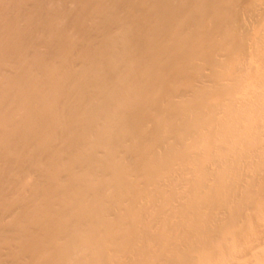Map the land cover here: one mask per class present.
<instances>
[{"label":"bare ground","instance_id":"obj_1","mask_svg":"<svg viewBox=\"0 0 264 264\" xmlns=\"http://www.w3.org/2000/svg\"><path fill=\"white\" fill-rule=\"evenodd\" d=\"M0 264H264V0H0Z\"/></svg>","mask_w":264,"mask_h":264}]
</instances>
